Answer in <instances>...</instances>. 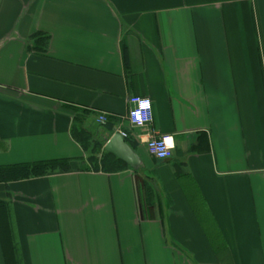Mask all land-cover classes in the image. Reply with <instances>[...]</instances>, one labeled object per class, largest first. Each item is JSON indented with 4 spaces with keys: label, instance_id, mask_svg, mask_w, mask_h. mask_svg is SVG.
I'll return each instance as SVG.
<instances>
[{
    "label": "crops",
    "instance_id": "0c3cea01",
    "mask_svg": "<svg viewBox=\"0 0 264 264\" xmlns=\"http://www.w3.org/2000/svg\"><path fill=\"white\" fill-rule=\"evenodd\" d=\"M44 161L0 182V264H264V0H0V167Z\"/></svg>",
    "mask_w": 264,
    "mask_h": 264
},
{
    "label": "trees",
    "instance_id": "16d2710c",
    "mask_svg": "<svg viewBox=\"0 0 264 264\" xmlns=\"http://www.w3.org/2000/svg\"><path fill=\"white\" fill-rule=\"evenodd\" d=\"M32 41L33 47H29L30 49L45 52L48 48L50 37L44 34H37L32 37ZM102 165L103 170L107 172H121L127 168L126 164L115 160L110 154H105ZM71 170L72 167L68 161H44L33 164L0 167V182L44 177L57 171L69 172Z\"/></svg>",
    "mask_w": 264,
    "mask_h": 264
},
{
    "label": "built area",
    "instance_id": "2783aa9c",
    "mask_svg": "<svg viewBox=\"0 0 264 264\" xmlns=\"http://www.w3.org/2000/svg\"><path fill=\"white\" fill-rule=\"evenodd\" d=\"M147 102V107H142V104ZM131 110L129 113L130 125L133 129L144 130L154 121L153 102L148 97H132L130 99ZM139 114V118H138ZM100 124H106L108 119L101 115L98 118ZM123 138H128L127 133H122ZM170 141V143H169ZM149 154L157 160L166 161L173 157L175 150V141L172 136L163 135L154 137L147 143Z\"/></svg>",
    "mask_w": 264,
    "mask_h": 264
},
{
    "label": "water",
    "instance_id": "95a60500",
    "mask_svg": "<svg viewBox=\"0 0 264 264\" xmlns=\"http://www.w3.org/2000/svg\"><path fill=\"white\" fill-rule=\"evenodd\" d=\"M105 150L115 154L120 160L133 168L140 164L139 157L121 135H115L110 139L107 142Z\"/></svg>",
    "mask_w": 264,
    "mask_h": 264
},
{
    "label": "snow or ice",
    "instance_id": "6c2138e0",
    "mask_svg": "<svg viewBox=\"0 0 264 264\" xmlns=\"http://www.w3.org/2000/svg\"><path fill=\"white\" fill-rule=\"evenodd\" d=\"M142 107H146V105H142ZM138 118H139V114H138ZM169 143H170V141H169Z\"/></svg>",
    "mask_w": 264,
    "mask_h": 264
},
{
    "label": "clouds",
    "instance_id": "9594fccd",
    "mask_svg": "<svg viewBox=\"0 0 264 264\" xmlns=\"http://www.w3.org/2000/svg\"><path fill=\"white\" fill-rule=\"evenodd\" d=\"M142 105H146V107H147V102H145L144 104H142Z\"/></svg>",
    "mask_w": 264,
    "mask_h": 264
}]
</instances>
